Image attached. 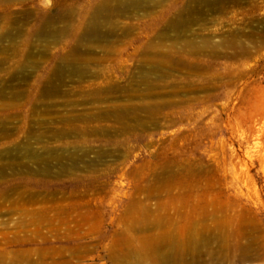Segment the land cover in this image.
Wrapping results in <instances>:
<instances>
[{
    "label": "rangeland",
    "instance_id": "374dc122",
    "mask_svg": "<svg viewBox=\"0 0 264 264\" xmlns=\"http://www.w3.org/2000/svg\"><path fill=\"white\" fill-rule=\"evenodd\" d=\"M107 1H0V264H153L201 232L264 264V0H170L83 39ZM60 12L68 35L39 38Z\"/></svg>",
    "mask_w": 264,
    "mask_h": 264
},
{
    "label": "bare ground",
    "instance_id": "6f19581e",
    "mask_svg": "<svg viewBox=\"0 0 264 264\" xmlns=\"http://www.w3.org/2000/svg\"><path fill=\"white\" fill-rule=\"evenodd\" d=\"M6 3H21L24 0H0ZM170 0H111L104 2L101 4L96 11L92 14L91 20L88 24L87 29L85 30V34L83 39H102L106 37V34L102 32V28L104 24L110 25L113 15L117 12H135L137 10H147L150 7H162L164 3L169 2ZM200 3H209L210 5L213 3H219L222 0H196ZM68 14V13H67ZM66 13L61 14L58 13L56 18H41V26L42 30L39 32V38L48 39L52 38L56 41L61 40L62 37L68 35L69 31L67 28L61 29L56 27L61 18H67ZM21 22V21H20ZM17 23V22H16ZM24 23V22H21ZM196 23V20L189 19L184 14H179L177 18L170 20L168 22L169 26L178 33H185L191 26ZM111 27H114L112 25ZM115 28V27H114ZM11 37L10 34H1L0 39L3 40L5 38ZM160 67L163 68L161 65ZM57 79H61V69H59L56 73ZM80 75V73H79ZM86 75V74H85ZM81 78V77H80ZM55 82V81H54ZM52 85L55 86L54 83ZM49 91L48 94H50ZM121 114L125 116L133 115L135 116L139 111H146L148 113H153L154 109L149 108H140L139 106H125L121 108H116ZM122 120L121 118L118 119ZM20 153H26V159L32 162H47L53 156L54 152L48 150L45 153L44 158H40L39 154L35 151L31 146H26L25 148H18ZM56 154V153H55ZM57 162H61V158H55ZM135 228V227H133ZM123 234L122 232H117V235ZM217 235V234H216ZM214 236L210 233H191L184 244H176L172 249L165 253L161 248H155L153 250L154 260L153 264H221L222 258L219 256V252L212 250L210 247L213 242ZM218 243V242H216ZM115 245L121 246L125 252L123 253L126 257H134L139 261H143V255L140 250H132V247L129 245L120 242H114ZM218 252V255L216 253ZM111 258L112 255H111Z\"/></svg>",
    "mask_w": 264,
    "mask_h": 264
}]
</instances>
